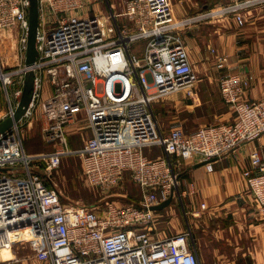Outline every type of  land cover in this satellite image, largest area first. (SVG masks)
<instances>
[{"label":"built area","instance_id":"1","mask_svg":"<svg viewBox=\"0 0 264 264\" xmlns=\"http://www.w3.org/2000/svg\"><path fill=\"white\" fill-rule=\"evenodd\" d=\"M88 1L102 6L104 14L80 15L83 0H38L37 57L26 67L29 0H0V34L19 37L16 65L5 69L0 61L7 108L1 120L13 115L25 73L34 72L26 112L0 135V168L5 169L0 171V248L12 252L17 241L28 243L45 264H201L190 231L154 235L150 208L180 190L173 161L199 159L211 169V160L264 138V97L243 100L248 82L241 74L221 76L220 92L234 119L189 132L180 127L162 131L154 104L196 81L181 31L230 13L242 26L241 10L264 0L234 2L184 18L173 14L172 0H124L119 10L109 0ZM225 61L216 57V67L223 68ZM37 106L43 136L53 147L27 154L18 126ZM79 121L92 135L75 150L69 146V131ZM10 134L13 139L4 140ZM155 147L162 154L158 158L143 153ZM249 152L251 168L242 174L262 213L264 150L254 146ZM70 156L80 159L84 182L106 192L130 172L146 190L143 201L138 206L106 201L102 211L97 204H64L50 175ZM24 231L28 239L13 238L14 232Z\"/></svg>","mask_w":264,"mask_h":264},{"label":"rangeland","instance_id":"2","mask_svg":"<svg viewBox=\"0 0 264 264\" xmlns=\"http://www.w3.org/2000/svg\"><path fill=\"white\" fill-rule=\"evenodd\" d=\"M115 1L117 5L119 2L120 6L123 2V0H115ZM234 2L240 3L243 2V0H197V4L195 6L190 5L189 0H172V10H173V14L176 17L184 18L187 16H192L211 10H216L228 4H233ZM94 5L100 7L98 6V4H94ZM174 6L179 7L181 11V13H179L180 15L174 12L175 9ZM93 7L94 6H92L91 8ZM262 7H264V1H258L255 2L252 7L248 6V8L241 10V13L243 14V18H244L243 19L244 23L242 24V26H244L246 22L245 20L246 10H251L253 8L255 9L262 8ZM87 10H89V7H87ZM233 15L234 13L226 14L223 16H220L219 14L214 16L213 19L220 20L224 18L226 20L225 21L226 24L227 23L229 24V22H231L230 20L234 19L236 24L239 27H241V25L237 23ZM204 22L207 21H202L200 23H204ZM198 24L199 23L195 24V26ZM230 24L232 25V27H228V28H233L232 22ZM190 29L191 28L181 31L188 55L191 54L192 52L189 46V41L187 40V38H185L184 34ZM18 38L19 37H17L15 33L13 34L12 38H7V36H3V34H0V61L5 69L9 68L10 66L16 65V48H17L16 42L18 41ZM137 54L141 55L140 53ZM211 56H210V60L208 61L209 68L206 69V71L201 72L197 70L193 65L196 75V81L191 87L184 88L182 90H179L178 92L170 94L169 96L160 99L158 102L154 104V113L162 131L168 132L170 129L174 127H180L183 130L186 129L185 132L191 131L190 129L183 127L182 124H177L178 118H181L182 116V115L180 116L181 112L179 113L175 110V108L173 109L171 108L173 107L172 104L173 102H174V106L175 103H178L180 105V108L182 109L184 108V111L182 112H186V115L183 114V116L187 119H190L186 117L189 115L188 112L191 113V111L188 110L190 108V105L187 104V100L191 99L194 101V99L196 98L197 101V99H200L197 96L199 94L198 92L199 86L204 90L208 89L209 95H205V98L208 100L209 104L204 105V108L206 109L207 107V111H208V114L207 113L206 114L207 115L210 114L209 106L213 105V103L219 105L220 111L217 113L219 114L222 113V114L221 116H217L215 118L213 117L211 120L210 118L202 120L204 118L201 119V117L199 116L196 119V121L197 120L198 121L202 120V121L192 130L207 124L230 122L234 119L235 113L233 109L224 102L223 98L221 99L222 95L220 96V99L218 97V95L221 94L219 88V83H220L219 79L221 75H219L218 77V74L212 73V71L217 70L215 58L220 57L221 55H218L215 51H212ZM198 62L200 63L202 61H198ZM216 91L218 92V95L215 94ZM45 93L47 96L48 92L46 91ZM242 99H243V95H242ZM246 101H251V100H246ZM202 108L203 106L200 105L196 113L203 112L204 110ZM6 111H7L6 102L4 100V95H2L1 87H0V120L2 116H5ZM228 113L230 114V117L226 118ZM85 123L86 122L79 121L76 125V128L73 130L71 129L69 131L70 148L75 150L80 149L81 145L83 144L82 139L83 138L87 139L92 135L91 131L87 129V127L85 126ZM44 125H45L44 119L41 116L40 107L38 106L33 109L28 119L24 120L19 124L18 134L21 139L23 149L27 154H38V153L48 152L52 149L53 142L46 141L45 137L43 136L42 129ZM14 137H16V134H14ZM6 139L11 140L13 139V137H11L10 134L4 138V140ZM153 151L154 153L153 152L150 153L148 149L146 148L143 149V153L150 158H158L160 155H162L160 150L157 149V147ZM249 154L250 152L248 149V157L250 156ZM202 162L206 164V161H202L198 159V163H202ZM186 163H187L186 160H182V159H180L179 161H173L172 163V166L179 177L178 179L180 181V190L178 191L172 190L173 192L170 191L171 193H169L168 198L172 196L171 203L163 210L153 212L155 216L153 223L154 225L152 226L154 235L156 237H169L179 232L190 231L194 239V242L196 244V247L198 249V254L199 256L201 255L200 256L201 264H227V259L233 261L235 260L234 262L235 263L237 262V264L243 261L244 262L247 261L248 258L247 256L243 257L241 255H228L226 253L228 247L226 246L225 241L222 240V238L224 237L223 236L224 231H222V225L219 222H217V220L219 219L223 221L224 218L223 214L221 215L218 214L216 210H213V208H209L205 204L198 201L195 202L197 203L196 205L191 206L189 205L190 203H188V201H185V198L186 199L188 198L182 197L184 196L183 195L184 193L187 194L193 189L190 186H186L185 188L181 187L182 183H181L180 172L184 171ZM81 167H82L81 161L77 156L66 157L62 160L60 166L57 169L53 170L50 175V181L53 184V187H55L59 192L61 200L64 204L80 205L88 208H93L95 206L94 204H97L99 206L98 210L102 211L105 208L106 201H114L115 203L118 204L120 203L133 204L135 206H138L143 201V197L146 195V190L142 189L141 186L132 179V177L130 176V172L124 174L123 179H121L115 187L111 188L109 191L106 192L104 190H101L100 188L91 187L86 182H84L82 178ZM258 174H261V171H259ZM75 181L79 183V186L77 185L73 186V183H75ZM247 188H249V185H247ZM159 198H161L160 195ZM202 204L204 205V207H202ZM192 210H194V214L190 213ZM261 215H262V219L264 220V212H262ZM13 234H14L13 235L14 239H17L18 236L21 235V238H19L21 240L28 239L26 238V236L30 235L27 231L14 232ZM12 255L14 259H17V261L14 260L12 264H23V262L26 264L43 263L35 258L33 251L31 250L30 245L28 243H24V242L19 243L17 241L13 245ZM3 262L1 263L0 260V264H3ZM261 264H264V254L262 255Z\"/></svg>","mask_w":264,"mask_h":264},{"label":"crops","instance_id":"3","mask_svg":"<svg viewBox=\"0 0 264 264\" xmlns=\"http://www.w3.org/2000/svg\"><path fill=\"white\" fill-rule=\"evenodd\" d=\"M109 1L115 6L117 5L115 0ZM83 3L82 8L78 10L80 15L94 14L98 11L104 14L102 6L92 5L94 7L91 8L92 6L88 0H83ZM189 3L195 6L197 0H189ZM87 7H89V10H87ZM174 7V12L180 15L179 7ZM117 8V10L121 8L119 2ZM245 15L247 16H245L246 22L241 27L236 24L234 19L230 20L233 28H228L232 27L231 22L226 24L224 18L220 20L213 19L191 27L184 35L189 41L192 52L189 57L197 70L204 72L209 68L208 61L211 52L215 51L221 57L226 58V61L223 68H217L212 73L218 74V77L219 75L224 76L231 73L241 74L248 82L243 99L252 101L264 96V7L246 10ZM198 61L202 62L199 63ZM46 88L48 89L49 86L47 85ZM198 92L197 96L200 99H197V101L196 98L194 101L187 100V104L190 105L188 110L191 113L188 112L189 115L186 117L190 119L183 116V114L186 115V112H182L184 108H180L178 103H175V106L174 102L172 103L173 107L171 109L175 108L177 112H181L180 116L182 115V119L178 118L177 124H182L183 127L190 130L200 124L202 120L209 118L211 120L213 117L222 114L217 113L220 111L219 105L213 103L209 106L210 114L207 115V107L205 109L204 105L209 104L205 98V95H209L208 89L204 90L199 86ZM215 94L218 95V92L216 91ZM220 96L221 94L218 95L219 99ZM200 105L203 106L204 111L196 113ZM199 116L204 119L197 120L198 123L196 119ZM228 117H230L229 113L226 118ZM254 146L264 150V138L244 144L226 155L212 160L211 169L206 164L198 165L200 163L195 160L187 161L184 171L180 172L181 187L190 186V183L194 186L189 193H184V196H182L188 198H185V201H188L189 205L194 206L197 204L195 202L198 201L209 208H213L218 214L224 215L223 221L219 219L217 222L222 225V231H224L222 240L225 241L228 247V250H225L226 253L248 257L247 261L238 264H261L262 255L264 254V220L242 174L244 170L251 168L248 149ZM190 213L194 214V210ZM29 237L30 235L26 236V238ZM8 253L9 256L4 259L5 261L7 258V260L13 258L12 252ZM15 260L17 261V259ZM234 261L227 259V264H237ZM23 264L26 263L23 262Z\"/></svg>","mask_w":264,"mask_h":264},{"label":"water","instance_id":"4","mask_svg":"<svg viewBox=\"0 0 264 264\" xmlns=\"http://www.w3.org/2000/svg\"><path fill=\"white\" fill-rule=\"evenodd\" d=\"M38 24H39L38 0H29L28 29H27L26 53H25V61H24L26 67H31L35 63L37 57L36 38L38 33ZM33 84H34V72L32 70H28L25 73L23 90L17 108L15 109L12 116L0 120V135L5 133L10 128H12L23 117L31 100V91L33 89ZM202 164L204 163L202 162L198 165H202ZM4 170L5 169L0 168V171H4ZM171 200H172V196L160 202L159 204L152 206L150 209L152 211L163 210L171 203Z\"/></svg>","mask_w":264,"mask_h":264},{"label":"bare ground","instance_id":"5","mask_svg":"<svg viewBox=\"0 0 264 264\" xmlns=\"http://www.w3.org/2000/svg\"><path fill=\"white\" fill-rule=\"evenodd\" d=\"M1 249V248H0ZM8 252H10V250L9 249H7V248H2L1 250H0V259L1 260H4L7 256H9V253ZM8 259V258H7Z\"/></svg>","mask_w":264,"mask_h":264},{"label":"trees","instance_id":"6","mask_svg":"<svg viewBox=\"0 0 264 264\" xmlns=\"http://www.w3.org/2000/svg\"><path fill=\"white\" fill-rule=\"evenodd\" d=\"M208 7H209V6H208ZM154 149H156V147H155V148H153V149L150 151V153H151V152H153V153H154V151H153ZM157 149H158V148H157ZM158 150H159V149H158ZM81 168H82V167H81ZM74 185H77V186H79V183L75 181V183H73V186H74Z\"/></svg>","mask_w":264,"mask_h":264}]
</instances>
